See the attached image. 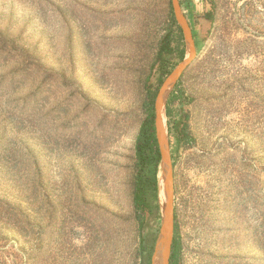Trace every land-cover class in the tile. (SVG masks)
Here are the masks:
<instances>
[{
    "label": "rangeland",
    "instance_id": "1",
    "mask_svg": "<svg viewBox=\"0 0 264 264\" xmlns=\"http://www.w3.org/2000/svg\"><path fill=\"white\" fill-rule=\"evenodd\" d=\"M179 3L197 58L165 106L169 264H264V0ZM178 27L171 0H0V199L31 203V264H151L160 168L136 143L183 59ZM4 236L0 264H23Z\"/></svg>",
    "mask_w": 264,
    "mask_h": 264
},
{
    "label": "water",
    "instance_id": "2",
    "mask_svg": "<svg viewBox=\"0 0 264 264\" xmlns=\"http://www.w3.org/2000/svg\"><path fill=\"white\" fill-rule=\"evenodd\" d=\"M172 9L184 37L182 61L163 80L154 101V131L160 155L159 196L162 194L160 230L156 238L151 264H169L171 243L174 232V184L170 155L169 130L165 122V106L168 96L177 81L196 60V48L179 0H171ZM163 251V253H160Z\"/></svg>",
    "mask_w": 264,
    "mask_h": 264
},
{
    "label": "trees",
    "instance_id": "3",
    "mask_svg": "<svg viewBox=\"0 0 264 264\" xmlns=\"http://www.w3.org/2000/svg\"><path fill=\"white\" fill-rule=\"evenodd\" d=\"M211 13H207L205 15L206 19H211ZM179 29V27H178ZM172 49L170 47L169 37L166 35L158 49V58L161 57L163 53H170ZM184 50L182 49L180 55L183 56ZM171 72V71H170ZM169 72V73H170ZM168 73V74H169ZM180 80V79H179ZM177 81V83L179 82ZM163 82V80L161 81ZM176 83V85H177ZM173 93V91H172ZM171 93V95H172ZM148 106V113L146 118L142 123V128L144 132V139L142 141H137L136 143V151L138 153L139 160L141 163H149L153 160L155 167L159 165L160 155L158 151V146L155 139V131H154V109H153V96L149 97L146 102ZM169 130V129H168ZM153 188L155 190L158 189V180L155 175L153 181ZM143 189L141 187H136L134 193V204L136 207H141L145 205V200L143 197ZM3 200L0 199V240H6L7 238L4 236V231L8 228L10 230L16 231L19 235L24 238L26 246L20 248V253L22 254V262L23 264H31V254H32V236H33V213L31 209V203H26L19 196L11 195V196H2ZM13 199L17 201H13ZM21 204H24L23 206ZM3 230V231H2ZM19 244V242H16ZM12 259L10 261L11 264H18L19 256L17 254L12 255ZM5 264H7L5 262Z\"/></svg>",
    "mask_w": 264,
    "mask_h": 264
},
{
    "label": "bare ground",
    "instance_id": "4",
    "mask_svg": "<svg viewBox=\"0 0 264 264\" xmlns=\"http://www.w3.org/2000/svg\"><path fill=\"white\" fill-rule=\"evenodd\" d=\"M159 200H160V203L162 204V194L160 193V196H159ZM197 216H199V215H197ZM197 223H200L201 221L200 220H198V221H196ZM197 236V233H196V231H194V235H193V237L195 238ZM200 249V247H199V241H197V240H194V242H193V244H192V249H191V251L190 252H192V255L194 256L195 254H197L198 255V253H199V249ZM160 253H163V251H161ZM191 260V259H190ZM196 262V261H195Z\"/></svg>",
    "mask_w": 264,
    "mask_h": 264
}]
</instances>
